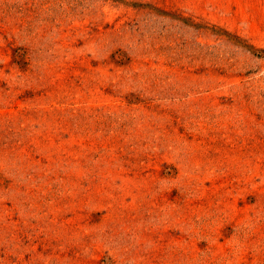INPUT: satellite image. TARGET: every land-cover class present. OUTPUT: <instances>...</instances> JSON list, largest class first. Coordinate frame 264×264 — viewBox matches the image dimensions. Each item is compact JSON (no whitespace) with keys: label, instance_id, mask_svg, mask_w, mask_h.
I'll return each mask as SVG.
<instances>
[{"label":"rangeland","instance_id":"1","mask_svg":"<svg viewBox=\"0 0 264 264\" xmlns=\"http://www.w3.org/2000/svg\"><path fill=\"white\" fill-rule=\"evenodd\" d=\"M0 264H264V0H0Z\"/></svg>","mask_w":264,"mask_h":264}]
</instances>
